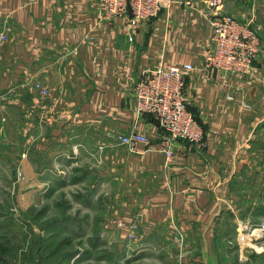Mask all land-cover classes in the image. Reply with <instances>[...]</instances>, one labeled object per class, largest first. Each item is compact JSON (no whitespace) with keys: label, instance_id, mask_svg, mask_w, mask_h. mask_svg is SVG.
<instances>
[{"label":"crops","instance_id":"crops-1","mask_svg":"<svg viewBox=\"0 0 264 264\" xmlns=\"http://www.w3.org/2000/svg\"><path fill=\"white\" fill-rule=\"evenodd\" d=\"M223 9L251 21L261 39L250 75L206 73L207 45L182 48L188 33L212 35L207 22L192 21L195 11L182 14L164 52L157 21L130 40L125 19L103 18L97 0H0V145L22 143L29 179L44 176L42 163L68 162L77 177L118 180L121 209L138 218L137 241L168 244L152 264H264V248L245 251L237 237L239 219H264V0H224ZM188 61L195 69L186 99L207 144L174 142L166 159L158 124L136 120L133 86L151 66ZM37 80L47 96L34 88ZM136 124L149 143L131 153L110 134Z\"/></svg>","mask_w":264,"mask_h":264},{"label":"rangeland","instance_id":"rangeland-1","mask_svg":"<svg viewBox=\"0 0 264 264\" xmlns=\"http://www.w3.org/2000/svg\"><path fill=\"white\" fill-rule=\"evenodd\" d=\"M188 1L191 4H187ZM201 2L202 6L192 0H174L151 21H157L160 26L164 52L170 32L189 10L199 13L197 20L192 21L207 22L212 34L208 5L205 0ZM175 8L181 11L179 16L173 12ZM187 18L186 21L191 17ZM212 36L200 28L197 35L183 36L182 48L195 50L194 43L206 44L208 48ZM110 136L114 140L112 133ZM14 146L0 145V264H152V257L169 250L168 244L137 241L138 218L134 214L130 218L133 212L121 209L116 196L118 180L112 179L110 185H104L103 180L87 177L91 173L77 177L74 165L68 166V162H64L63 167L42 163L44 176L29 179L22 167L24 147L21 142ZM161 148L160 142L158 150L164 154ZM32 155L44 160V153L35 151ZM261 204L264 205L262 200ZM250 220L255 224L264 222L262 218ZM122 231L126 232L127 239L123 238ZM248 231L245 226L242 229L237 225V236L246 235ZM248 236L239 247H244L245 251L264 248V233L251 237V241ZM176 245L181 250L183 244ZM179 249H174V253H180Z\"/></svg>","mask_w":264,"mask_h":264},{"label":"built area","instance_id":"built-area-1","mask_svg":"<svg viewBox=\"0 0 264 264\" xmlns=\"http://www.w3.org/2000/svg\"><path fill=\"white\" fill-rule=\"evenodd\" d=\"M252 1V0H251ZM174 0H97L98 10L108 20L124 18L127 28L132 31L155 20ZM187 4H191L186 2ZM207 14L212 25L211 45L206 49L201 68L213 73L225 71L238 75L253 72L254 62L261 51V39L252 27L251 21L239 20L223 9L224 0H205ZM2 38H5L3 35ZM195 69L192 63L174 64L169 67L158 65L147 68L133 86L134 115L137 122L145 117L152 118L161 130V150L167 159L173 155L174 142H187L201 147L206 145L203 126L196 114L189 109L186 99V78ZM34 88L42 96L48 95V88L40 81ZM227 98L234 100L231 95ZM138 124V123H137ZM137 124L129 132L113 135L114 140L131 152H138L149 138L140 132ZM262 203L264 204V195ZM248 234L237 237L245 242L250 237L264 233V222L255 224L249 220H238ZM248 244V242H247Z\"/></svg>","mask_w":264,"mask_h":264}]
</instances>
